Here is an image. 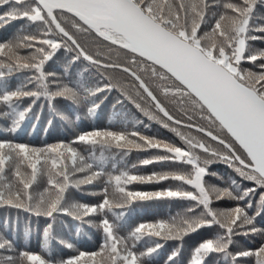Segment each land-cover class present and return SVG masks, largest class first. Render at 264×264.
<instances>
[{"label":"snow or ice","instance_id":"6c2138e0","mask_svg":"<svg viewBox=\"0 0 264 264\" xmlns=\"http://www.w3.org/2000/svg\"><path fill=\"white\" fill-rule=\"evenodd\" d=\"M258 5L264 8V0H0V8L5 9L0 12V28L16 20H26L27 27L34 28L30 33L21 30L0 41V119L10 121V132L30 117L39 123L44 104L38 105V101H45L54 116L61 115L55 106L59 99L95 117L107 99L104 94L119 90L149 120L170 128L183 141L177 145L139 131L111 127L93 128L69 143L61 141L43 147L0 140V206L46 218L42 231L45 249L50 247L60 216L70 218L77 233L93 228L103 233L98 251H77L63 259L17 252L12 240L0 233V253H16L0 254V264H151L153 254L164 246L162 241L169 240L179 245L166 264H177L184 238L213 226L221 232L195 246L189 264H205L213 253L228 264L248 257H254L255 264H264V241L255 249L230 251L236 236L264 237V227L256 226L257 217L264 215V49L257 50L249 44L264 40V15L257 14ZM62 21L69 23L72 30ZM254 32L262 35H252ZM74 33L94 35L108 42L109 53L113 47L123 50L126 63L103 62L98 58L100 53L90 54ZM62 49L73 54L66 62L64 75L46 71L47 62ZM81 60L97 69L128 73L136 82L138 99L104 72H98L95 83L82 78V74L74 78L72 69ZM244 63L252 67H243ZM15 73L28 74L14 90H9V78ZM139 73L159 81L156 88L160 96L171 98L185 120L169 111ZM25 99L31 102L23 106ZM116 103L122 101L117 99ZM37 107L41 111L32 115ZM196 120L206 121L210 127ZM51 124L50 119L48 125ZM178 127L194 129L210 142L185 134ZM74 144L88 146L93 162H86ZM97 150L99 157L95 155ZM149 150L157 153L133 164L131 169L154 163L177 167L148 175L130 174L131 169L120 170L119 174L105 171L107 162L117 155L123 160L133 151ZM218 163L231 168L238 179H230L224 187L207 182L209 176L224 182L219 173L210 171ZM112 168L115 172V163ZM40 177L46 178L48 186L36 191L34 186ZM98 181L102 182L100 191L88 195L100 196L99 202L69 199V189L79 190ZM163 181L176 182V186L157 191L129 189L133 184ZM244 182L253 187L244 188ZM153 200L187 201L190 206L168 219L139 223L127 236L120 235L133 203ZM224 200L236 204L213 207ZM31 231L28 223L25 235ZM141 242L145 250L137 251ZM60 243L69 249L74 247L72 243Z\"/></svg>","mask_w":264,"mask_h":264},{"label":"trees","instance_id":"16d2710c","mask_svg":"<svg viewBox=\"0 0 264 264\" xmlns=\"http://www.w3.org/2000/svg\"><path fill=\"white\" fill-rule=\"evenodd\" d=\"M5 9L0 8V12ZM258 15H264V8H257ZM71 20V17L68 18ZM64 26L71 31L69 23H64ZM28 22L26 20H16L11 21L6 24L4 28H0V41L11 38L23 30L26 33H30L34 28L27 27ZM78 41L84 46L90 54L96 56L97 52L100 53L98 58L102 59L103 62H113V63H126L127 55L123 50L116 49L113 47L111 53L107 50L110 47L108 42H104L94 35H84L77 34ZM252 35L261 36L259 32H254ZM252 48L257 50L264 49V40L249 41ZM73 55L65 50H60L57 52L53 60L47 62L45 65V70L50 72H55L57 75H64V68L66 67V62L68 58ZM132 67L133 70H138L136 66L128 65ZM243 67L250 68L252 65L250 63H244ZM87 69V72H84ZM98 72H104L106 76L111 77L113 83H119L133 99H138L135 94L136 82L128 74L121 70H111V69H97L95 66L90 65L87 61H79L76 66L72 69L73 77L76 78L77 74H82V78L88 80L90 83H95V78H97ZM28 73H15L9 78V90H14L19 84L20 80L24 75ZM145 78V82L153 88L156 92L158 98L161 99L162 103H165L169 108V111L175 115L178 119L185 120V118L180 114L178 108L174 106L170 100L171 98H164L160 96L159 90L156 85L159 81H153L148 77L147 74L139 73ZM32 86L29 85V88ZM104 95L107 99L101 105L100 109L97 111L95 117L89 115L83 109H77L70 103L64 100H57L55 102L56 111L61 115H53L51 110L48 108L47 103L43 100L38 101L37 104H44L43 114L40 117L39 123H36L31 117L27 119L19 129L15 132H10L8 129L11 127L9 120L0 119V140H12L16 143H26L32 147H43L46 144L65 142L69 143L75 139L77 135L84 131H90L93 128H106L111 127L114 130H120L121 128H126L129 131H139L142 135L149 137H155L162 141H168L175 143L177 145H182L183 141L180 139L176 133L169 129L162 127L160 123L156 120H149L143 113H141L133 103L126 99L119 90H113L107 92ZM117 99L122 101L121 104H117ZM31 101L25 99L23 101V106H26ZM145 108L150 107L148 104H144ZM40 108L34 109L32 115L40 112ZM78 113L79 119H76V114ZM61 116H67V119L61 118ZM52 120L51 126L48 125V120ZM143 121V124H137L136 121ZM187 122V121H185ZM196 123L201 126L210 127L206 121L196 120ZM148 125V127H145ZM170 127H177L175 125H170ZM178 130L192 136H197L201 139L208 141L202 134L198 133L194 129H189L185 127H178ZM213 147L217 145L213 142ZM73 147L85 157L86 162L92 163V156L88 146L81 144H74ZM157 150H149L131 152L123 160H119L118 155L116 159H110L105 167L106 172H111L112 174H119L120 170H129L133 164H139V161L155 155ZM99 151L97 150L95 155L99 157ZM116 164V171L113 172L112 164ZM177 167L175 164H159L154 163L147 166H139L136 169H131L130 174H142L148 175L154 171H164ZM211 172L219 173L223 178V183L217 180L215 177H206V181L211 184H216L221 187L227 186L230 179H238L236 174L231 168L223 163H218L212 165L210 168ZM106 179V177L104 178ZM46 178L40 177L38 180V185L34 186L36 191H42L47 187ZM169 186L175 187L176 182L173 181H163L161 183L153 184H133L129 185L130 190L138 191H157L165 189ZM102 187V182L98 181L95 185H84L81 189L77 190L75 188L69 189V199L79 201L82 203H96L101 199L100 196L88 195V193L99 192ZM244 188L253 187L250 182L243 183ZM111 192V188L109 189ZM260 190L257 191L255 198L253 199L254 208L259 199ZM235 201L224 200L219 203H214L215 208H227L235 206ZM189 202L180 200H153L145 202H136L131 206V210L128 215L124 218L122 222V227L120 229V235L127 236L128 232L142 222H155L160 219H168L170 216L176 215L178 212H183L184 209L189 207ZM250 214H252L250 210ZM111 219V217H110ZM19 221V226L17 227L16 221ZM59 221H63L61 224ZM31 224V234L25 235V227L27 224ZM46 224V218H37L30 213H26L24 210H17L15 208L0 206V233H2L7 239L12 240L17 252L19 251H30L44 255L46 258L51 256L55 259H63L69 256L77 254V251H98L100 245L103 242V233L99 229L85 230L84 232L77 233L75 228V223L68 217L60 216L58 217V222L54 229L53 238L50 241V247L45 249L43 247V237L42 231ZM8 225H11L9 228ZM257 227H264V215L257 217L256 220ZM221 230L217 226L212 228H202L196 233H192L184 238L183 249L180 257L177 258V264H189L191 253L195 246L205 239L213 238ZM72 243L73 248L69 249L65 247L64 243ZM234 244L230 247V251L236 252L245 249H255L260 246L261 242L264 241V237L259 234H250L248 236L240 235L234 237ZM164 246L159 249L151 257V264H166L168 256L171 254L173 249L177 248L179 245L178 241L169 240L166 243L162 241ZM146 245L144 242L137 244V251L145 250ZM2 255H15L16 253H0ZM205 264H228L223 257L219 254H211L206 258ZM237 264H255L254 257L240 258Z\"/></svg>","mask_w":264,"mask_h":264}]
</instances>
